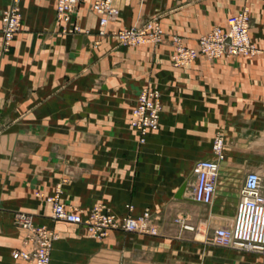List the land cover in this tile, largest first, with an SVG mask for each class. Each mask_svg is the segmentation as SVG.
Segmentation results:
<instances>
[{"label":"crops","instance_id":"1","mask_svg":"<svg viewBox=\"0 0 264 264\" xmlns=\"http://www.w3.org/2000/svg\"><path fill=\"white\" fill-rule=\"evenodd\" d=\"M91 1L72 16L78 31L64 33L55 0H18L20 27L6 50L0 36V264H30L11 255L23 247L18 210L56 232L49 264L264 262V253L211 240L233 215L244 172L257 171L264 185V0H110L117 15L102 35ZM9 3L0 0V12ZM242 7L255 55L170 64L171 36L193 47ZM150 19L164 33L159 43L123 46L110 36ZM144 86L159 91L160 111L138 142L128 121ZM214 132L223 157L210 202L199 203L189 196L192 166L212 157ZM55 193L82 215L97 203L117 217L126 203L131 214L148 208L157 234L111 228L90 237L81 224L50 217Z\"/></svg>","mask_w":264,"mask_h":264},{"label":"built area","instance_id":"2","mask_svg":"<svg viewBox=\"0 0 264 264\" xmlns=\"http://www.w3.org/2000/svg\"><path fill=\"white\" fill-rule=\"evenodd\" d=\"M85 0H55L54 19L62 23L61 31L75 33L78 27L72 22L76 8ZM91 12L98 16V34L102 35L103 27L117 15V9L110 0H93L88 4ZM226 27H212L199 35L193 47L183 46L176 37L171 38L172 52L170 64L174 67L186 66L198 55L205 59L250 55L255 52L248 37L249 17L247 7L229 15L225 20ZM20 27L18 0H10L9 5L0 12L1 47L6 50ZM119 43L140 44L156 43L162 38V30L155 19H150L140 26L119 29L111 34ZM160 93L147 86L139 89L134 104L130 109L128 124L142 142L149 130L157 128L160 111ZM224 139L216 133L211 141L210 158L194 161L192 166L193 180L189 186V196L199 203L210 202L217 174L218 161L223 157ZM51 202L50 217L69 223L81 224L87 235L93 238L104 236L111 228L122 231H133L145 234H157L154 215L144 208L137 214L130 213V204L126 203L127 211L116 216L103 204L92 205L82 215L76 208L58 200L57 193L47 198ZM32 214L25 211L12 212L14 224L24 230L21 239L22 248L12 251L14 259L29 261L30 264H49V250L56 232L44 224H35ZM178 220V218H175ZM184 227H191L182 223ZM211 240L221 245L264 253V185L260 174L252 169L244 172L239 188L238 198L230 220L215 226ZM257 264H264L259 262Z\"/></svg>","mask_w":264,"mask_h":264},{"label":"rangeland","instance_id":"3","mask_svg":"<svg viewBox=\"0 0 264 264\" xmlns=\"http://www.w3.org/2000/svg\"><path fill=\"white\" fill-rule=\"evenodd\" d=\"M130 27H132V26H130ZM135 27V26H134ZM127 28V27H126ZM116 31H118V30H116ZM115 31H113V32H111L110 33V36H111V34H113ZM100 35V34H99ZM163 36H164V33L162 32V38H161V40L159 41V42H161L162 40H163ZM112 37V36H111ZM173 37H176V38H178L179 40H180V38L179 37H177V36H171L170 38H169V42H170V45H171V47H172V41H171V38H173ZM250 40V39H249ZM159 42H156V43H159ZM180 42H181V40H180ZM251 42V41H250ZM146 43V42H145ZM121 45H123V46H137L138 44H125V43H120ZM153 44H155V43H153ZM182 44V43H181ZM183 45V44H182ZM184 46V45H183ZM254 46V45H253ZM254 48H255V46H254ZM171 52H172V50H171ZM257 53V49L255 48V52L253 53V54H250V55H244V56H241V55H235V56H231V57H225V59H231V58H234V57H243V58H250V57H252L253 55H255ZM171 54V53H170ZM215 59H217V58H215ZM215 59H210V60H215ZM142 88V87H141ZM140 88V89H141ZM154 89V88H153ZM157 90V89H156ZM216 133H218V132H214L213 133V135H212V138H211V141H212V139H213V137H214V135L216 134ZM192 182V181H191ZM54 240V239H53ZM51 245H52V243H51ZM51 248V247H50ZM242 249V248H241ZM244 250H246V249H244ZM49 252H50V250H49ZM254 252H256V251H254ZM256 254L257 255H259V258H260V254L261 253H259V252H256ZM259 262H262L260 259H258V261H257V263H259ZM256 263V264H257Z\"/></svg>","mask_w":264,"mask_h":264},{"label":"water","instance_id":"4","mask_svg":"<svg viewBox=\"0 0 264 264\" xmlns=\"http://www.w3.org/2000/svg\"><path fill=\"white\" fill-rule=\"evenodd\" d=\"M185 185H186V181L183 180V181L179 184V186L177 187V189H176V191H175V194H174L175 197H180V196L182 195V192H183V189H184Z\"/></svg>","mask_w":264,"mask_h":264}]
</instances>
